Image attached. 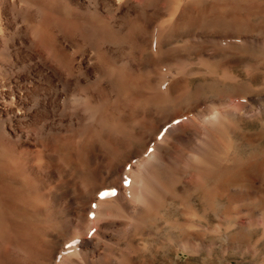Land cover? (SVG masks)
Returning <instances> with one entry per match:
<instances>
[{
  "label": "rangeland",
  "instance_id": "374dc122",
  "mask_svg": "<svg viewBox=\"0 0 264 264\" xmlns=\"http://www.w3.org/2000/svg\"><path fill=\"white\" fill-rule=\"evenodd\" d=\"M134 1L144 22L130 44L115 42L132 70H119L122 103L82 162L60 173L57 157L7 158L41 160L53 185L64 175L60 201L88 208L84 182L129 188L118 178L153 152L132 174L150 182L147 209L128 231H107L108 264H264V0H145L147 14ZM144 94L153 100L125 98Z\"/></svg>",
  "mask_w": 264,
  "mask_h": 264
},
{
  "label": "bare ground",
  "instance_id": "6f19581e",
  "mask_svg": "<svg viewBox=\"0 0 264 264\" xmlns=\"http://www.w3.org/2000/svg\"><path fill=\"white\" fill-rule=\"evenodd\" d=\"M137 2L147 14L149 1ZM135 6L134 0H0V264H108L111 258L99 252L107 231H128L147 209L150 182L132 174L153 152L118 178L129 188L110 185L117 192L101 193L103 186L96 191L84 182L88 208L60 201L56 188L64 175L54 185L52 176L39 175L47 157L58 158L60 173L81 163L111 122L110 109L121 105L119 70L130 71L123 62L129 51L121 52L115 42L130 44L144 22ZM181 21L182 16L176 20ZM167 26L156 30L163 33ZM106 30L110 36L97 46ZM125 98L138 104L153 100L146 94ZM25 153L41 160L26 169L7 158Z\"/></svg>",
  "mask_w": 264,
  "mask_h": 264
},
{
  "label": "snow or ice",
  "instance_id": "6c2138e0",
  "mask_svg": "<svg viewBox=\"0 0 264 264\" xmlns=\"http://www.w3.org/2000/svg\"><path fill=\"white\" fill-rule=\"evenodd\" d=\"M176 123L178 124L179 122L177 121Z\"/></svg>",
  "mask_w": 264,
  "mask_h": 264
}]
</instances>
